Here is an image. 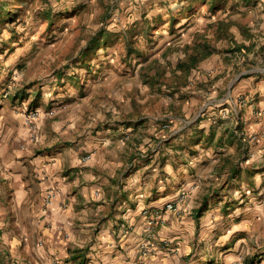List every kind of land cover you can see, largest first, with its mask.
I'll list each match as a JSON object with an SVG mask.
<instances>
[{
  "label": "crops",
  "instance_id": "0c3cea01",
  "mask_svg": "<svg viewBox=\"0 0 264 264\" xmlns=\"http://www.w3.org/2000/svg\"><path fill=\"white\" fill-rule=\"evenodd\" d=\"M263 78L244 77L235 92H249L264 110ZM37 99L44 111L49 100ZM10 105L0 112V264H264V190L247 182L260 167L240 157L239 139H209L207 121L172 130L153 119L99 126L82 119L79 104L67 119L42 113L33 128ZM249 109L244 131L264 130ZM259 143L250 148L256 157L264 155V137ZM188 148L201 149L191 155ZM189 189L180 215L166 212L157 232L178 253L143 256L142 245L153 241V217L144 211Z\"/></svg>",
  "mask_w": 264,
  "mask_h": 264
},
{
  "label": "rangeland",
  "instance_id": "374dc122",
  "mask_svg": "<svg viewBox=\"0 0 264 264\" xmlns=\"http://www.w3.org/2000/svg\"><path fill=\"white\" fill-rule=\"evenodd\" d=\"M257 69H264V0H0V112L11 102L35 128L28 115L40 97L49 100L40 116L67 119L79 104L83 120L105 127L207 121L215 129L209 139L228 135L244 145L240 157L260 167L247 181L258 191L264 155L250 148L264 130L244 131L243 115L252 107L259 125L264 110L249 92H235L244 77L261 81Z\"/></svg>",
  "mask_w": 264,
  "mask_h": 264
},
{
  "label": "built area",
  "instance_id": "2783aa9c",
  "mask_svg": "<svg viewBox=\"0 0 264 264\" xmlns=\"http://www.w3.org/2000/svg\"><path fill=\"white\" fill-rule=\"evenodd\" d=\"M38 110H34L29 113L28 115V121L35 126L40 114ZM54 113V112H52ZM167 128V126H166ZM92 158V154H88L84 156V160H90ZM53 198V194H50L47 198V205H50L51 200ZM188 200V193L182 192L176 201L168 202L164 208L159 210H145L144 213L148 214L153 217V219L150 220V223L147 227V233L152 238V242L146 243L142 245V255L145 257L153 256L156 250L158 249H166L169 253L175 254L178 253L177 246L174 245V243L171 240L168 239H159L157 236L158 228L161 227L163 224H165V214L166 212H173L176 215H180L182 208L179 206L182 202H185ZM55 264H58V260H56Z\"/></svg>",
  "mask_w": 264,
  "mask_h": 264
}]
</instances>
